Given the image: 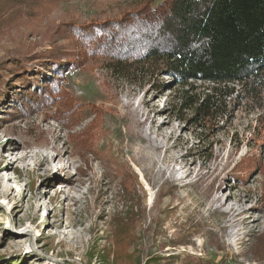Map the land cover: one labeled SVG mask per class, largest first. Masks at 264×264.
I'll return each mask as SVG.
<instances>
[{
	"label": "rangeland",
	"instance_id": "374dc122",
	"mask_svg": "<svg viewBox=\"0 0 264 264\" xmlns=\"http://www.w3.org/2000/svg\"><path fill=\"white\" fill-rule=\"evenodd\" d=\"M142 1L40 0L20 9L38 18L0 22V264H264V84L250 96L234 83L204 129L174 109L184 88L159 66L136 84L111 73L110 57L128 52L112 23ZM87 25L96 47L77 39ZM54 45L57 69L35 65L27 86L11 77L12 55ZM55 71L64 92L22 113L17 95ZM73 105L80 123L53 118Z\"/></svg>",
	"mask_w": 264,
	"mask_h": 264
},
{
	"label": "trees",
	"instance_id": "16d2710c",
	"mask_svg": "<svg viewBox=\"0 0 264 264\" xmlns=\"http://www.w3.org/2000/svg\"><path fill=\"white\" fill-rule=\"evenodd\" d=\"M153 1L136 4L137 14L130 21L112 23L119 31L110 38L125 43L127 48L124 52H128L116 55L115 51L122 50L120 44H114L115 51L109 56L107 70L123 77L130 84H136L144 70L159 66L172 77L175 85L184 88L176 99L177 103L173 105L174 109L191 110V120L204 129L214 126L225 113V103L235 92L234 83L241 84L250 96H255L254 90L264 84V0H159L157 5ZM35 2L40 0H0L1 24L7 22L6 17L16 19L25 15L27 19L38 18L39 14H34L31 7L20 10ZM18 5L15 9L17 11H14ZM139 20L143 23H137ZM107 27V32L104 25V28L99 26L94 33L106 37L110 32ZM82 28L83 36L77 39L88 40L90 46L95 45L91 41L92 35H89L93 31L92 26ZM123 31L125 36L121 39L118 35ZM142 32L147 36H142ZM131 43L136 47H129ZM57 48L54 45L44 55L37 49L23 55H12L11 58L17 62L9 70L11 77H23V86H27L29 74L42 73L32 72L35 65L46 64L48 68L57 69L60 65L55 61L57 52L54 51ZM55 73L46 81L50 83L49 86L42 85L30 94L21 92L17 95L15 101L20 100L22 113L30 108H41L47 100L53 103L57 99L56 95L63 89L59 85L63 77L62 72L59 75L58 71ZM56 76L59 77L54 79ZM7 79L4 75L0 76V94L2 84ZM193 82L210 83L211 87L206 92L197 93ZM10 88L8 94L13 98L16 89L13 86ZM64 94L67 98V93ZM46 95L49 98L41 103L42 96L44 98ZM74 110L73 105L68 116L53 115V118L63 125L69 123L73 127L82 120V115H75ZM260 145L264 148V143Z\"/></svg>",
	"mask_w": 264,
	"mask_h": 264
},
{
	"label": "bare ground",
	"instance_id": "6f19581e",
	"mask_svg": "<svg viewBox=\"0 0 264 264\" xmlns=\"http://www.w3.org/2000/svg\"><path fill=\"white\" fill-rule=\"evenodd\" d=\"M45 162H46V163H48V162H49V160H45ZM5 167H6V165H5V166H3V167H2V169H3V168H5ZM142 178H143V177H142Z\"/></svg>",
	"mask_w": 264,
	"mask_h": 264
},
{
	"label": "built area",
	"instance_id": "2783aa9c",
	"mask_svg": "<svg viewBox=\"0 0 264 264\" xmlns=\"http://www.w3.org/2000/svg\"><path fill=\"white\" fill-rule=\"evenodd\" d=\"M79 264V263H78Z\"/></svg>",
	"mask_w": 264,
	"mask_h": 264
}]
</instances>
